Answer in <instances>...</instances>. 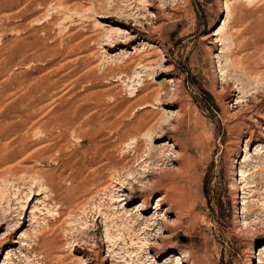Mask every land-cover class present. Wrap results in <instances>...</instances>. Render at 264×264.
Here are the masks:
<instances>
[{"label":"rangeland","instance_id":"1","mask_svg":"<svg viewBox=\"0 0 264 264\" xmlns=\"http://www.w3.org/2000/svg\"><path fill=\"white\" fill-rule=\"evenodd\" d=\"M263 247L264 0H0V264Z\"/></svg>","mask_w":264,"mask_h":264},{"label":"bare ground","instance_id":"2","mask_svg":"<svg viewBox=\"0 0 264 264\" xmlns=\"http://www.w3.org/2000/svg\"><path fill=\"white\" fill-rule=\"evenodd\" d=\"M115 28H117L118 30H119V28L118 27H115ZM145 96V95H144ZM146 97V96H145ZM141 98V97H140ZM144 98V97H143ZM139 99V98H138ZM142 100H144V99H142ZM146 100H148L147 98H146ZM137 101V100H136ZM148 102V101H147ZM137 103H139V102H137ZM142 105V104H141ZM143 106H144V104H143ZM123 188H125L124 186H122ZM144 197V196H143ZM145 199V198H144ZM144 199L143 200H141V204H140V206L141 205H143V203H144ZM157 202L158 203H160V205H162V203L164 202V193L162 194V195H160L159 196V198H158V200H157ZM159 205V204H158ZM102 214H104V213H102ZM107 227V225H105V229H107L106 228ZM145 230H147V229H145ZM146 234H147V232H146ZM110 234H109V232H108V230H105V237L107 238L106 239V241L107 240H109V238H110ZM262 250H264V247L262 248ZM260 259V258H259ZM257 262H261V264H264V261H261V260H258Z\"/></svg>","mask_w":264,"mask_h":264}]
</instances>
